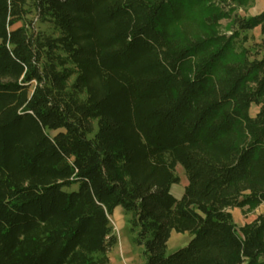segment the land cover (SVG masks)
<instances>
[{"label":"trees","instance_id":"1","mask_svg":"<svg viewBox=\"0 0 264 264\" xmlns=\"http://www.w3.org/2000/svg\"><path fill=\"white\" fill-rule=\"evenodd\" d=\"M250 1L0 0V264H108L119 207L145 264H264Z\"/></svg>","mask_w":264,"mask_h":264},{"label":"rangeland","instance_id":"2","mask_svg":"<svg viewBox=\"0 0 264 264\" xmlns=\"http://www.w3.org/2000/svg\"><path fill=\"white\" fill-rule=\"evenodd\" d=\"M264 11V0H251L245 8L237 9L235 13L241 17H252ZM227 20L221 21V31L229 35L225 30ZM248 37H252L254 42L259 40L258 29L247 33ZM252 42H248L246 46H250ZM257 111L256 107L250 109V115L254 116ZM175 174L179 178V183L172 186L171 194L174 198H181L184 188L187 184V179L183 169L177 166ZM67 192L77 191V186H73L66 190ZM262 206V207H261ZM233 211V219L236 228L239 229L246 224H250L258 217L264 218V204L256 209L245 212V210L237 209ZM130 216L126 214L122 208H117L110 216L111 227L113 233L117 237L116 246L108 253V264H145L143 257V248L135 243L136 232L131 231ZM190 234L172 233L167 243L166 254L170 255L177 250L184 248L188 243Z\"/></svg>","mask_w":264,"mask_h":264},{"label":"crops","instance_id":"3","mask_svg":"<svg viewBox=\"0 0 264 264\" xmlns=\"http://www.w3.org/2000/svg\"><path fill=\"white\" fill-rule=\"evenodd\" d=\"M171 190H172V188H171ZM176 199H179V198H176ZM262 207V206H261ZM117 209V208H116ZM115 209V210H116ZM114 210V211H115ZM234 211H237V209H233ZM114 213V212H113ZM230 213H231V215H232V218H233V211L232 210H230ZM233 221H234V219H233ZM191 239V236H190V238H189V240ZM189 240H188V242H189Z\"/></svg>","mask_w":264,"mask_h":264}]
</instances>
